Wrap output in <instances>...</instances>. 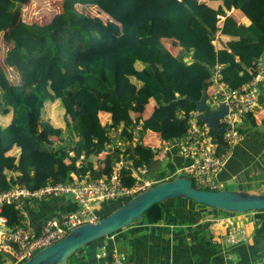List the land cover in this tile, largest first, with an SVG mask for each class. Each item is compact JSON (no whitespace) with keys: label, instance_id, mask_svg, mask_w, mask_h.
Returning a JSON list of instances; mask_svg holds the SVG:
<instances>
[{"label":"trees","instance_id":"trees-1","mask_svg":"<svg viewBox=\"0 0 264 264\" xmlns=\"http://www.w3.org/2000/svg\"><path fill=\"white\" fill-rule=\"evenodd\" d=\"M30 1L0 0V115L11 114L8 124H0V190L33 189L71 176L99 178L120 160L149 166L160 154L148 143L184 134L193 99L213 84L216 64L224 84L237 88L253 79L264 53V0H221L217 7L207 0H61V11L49 21L27 23L22 8ZM76 4L94 5L109 20L89 17ZM232 8L250 23L227 14ZM217 32L237 39L216 49ZM165 38L180 50L172 53ZM8 71L19 74V84L11 83ZM51 101L62 107L63 126L44 117ZM247 119L264 131V117ZM212 134L218 152H225L223 136ZM13 147L17 155L9 154ZM130 170H122L126 185L134 182ZM173 171L166 160L159 175L172 179ZM162 203L142 218L161 221ZM3 214L11 227L21 223L11 204Z\"/></svg>","mask_w":264,"mask_h":264},{"label":"built area","instance_id":"built-area-1","mask_svg":"<svg viewBox=\"0 0 264 264\" xmlns=\"http://www.w3.org/2000/svg\"><path fill=\"white\" fill-rule=\"evenodd\" d=\"M263 68L264 53L255 62L253 79L237 88H230L221 80L220 64L214 66V101L208 104L211 107L220 103L227 106L226 114L219 120V125L224 127L221 135L227 147L225 152H218L220 143L211 133V129L198 121L200 112L196 108L188 113L187 126L180 138L170 142L158 137L156 144L148 143L160 155L174 147L177 154L191 159L184 168L174 170V174L189 178L196 188L224 189L225 183L216 176L225 165L232 148L242 139L241 128L246 119L258 111ZM126 168L131 169L130 177L134 178L130 185L123 181L122 170ZM146 173L147 165L135 168L131 167V161L120 160L109 175L99 178L71 176L66 182H49L33 189L14 185L0 190V257L7 254L12 258L13 264H20L40 249L63 238L70 229L84 223H96L100 219L98 209L101 204L114 200L126 201L158 182L148 178ZM56 196H70L77 203L78 209L73 212H59L56 216L45 219L37 233L29 224V209L42 200ZM6 204L13 205L18 212L21 218L19 225L9 226L8 219L3 214ZM236 216V213H225L222 216L205 218L204 223L210 233L222 229L226 242L236 245L244 242L247 236L245 226L237 221ZM97 257H105V264H138L129 260L117 248L110 251L102 249Z\"/></svg>","mask_w":264,"mask_h":264},{"label":"crops","instance_id":"crops-1","mask_svg":"<svg viewBox=\"0 0 264 264\" xmlns=\"http://www.w3.org/2000/svg\"><path fill=\"white\" fill-rule=\"evenodd\" d=\"M207 3L212 7L222 5L221 0H207ZM75 7L78 10L80 8L77 4ZM92 7H94V5H92ZM60 11L61 8L59 7L57 13ZM226 12L227 14H231L238 23L245 26L250 23V20L240 9L232 8ZM23 16L24 14L22 12V17ZM26 22L31 23L32 21ZM235 39H237L236 36L217 32L213 44L216 49H226L228 43ZM163 40L170 42V47L164 45L172 53L175 54L180 50V46L171 44V39L165 38ZM6 49L7 48L4 46L2 55H5ZM141 66L140 63H137L138 68ZM8 78L11 83H20V76L16 72L8 71ZM225 86L227 85L225 84ZM207 91V93L212 94V96L211 100L206 99V102L212 101L211 103H213L214 85L212 84ZM263 103L262 96H259V104L262 105ZM152 107L153 102H150L146 106L143 115L148 116ZM261 112L262 110L260 113ZM260 113L252 115L256 118L257 122H260L262 119H258L257 117ZM10 118L11 114H6L4 116L0 115V124H8ZM198 121L205 124L200 120ZM243 129L242 139L232 148L225 165L218 171L216 176L218 180L225 184L230 178L236 177L238 172L247 165L251 158H258L261 156L264 150V131L252 129L249 126L248 119L245 121ZM12 150H16L18 153V149L13 147L9 154H13ZM17 153L14 155H17ZM166 160H170L174 163V170L176 171L184 168L191 162V159L188 157L177 154V149L173 147L168 149L164 154L154 158L149 166L147 165L146 176L158 182L167 180L168 176L162 179L159 175L160 168ZM95 165H97L96 162ZM197 204L199 203L186 198H173L163 201L162 206L165 209V214L161 221L158 223H150L147 219L141 218L140 221H135L129 226L109 235L108 241L98 245V248L101 246L110 247V250L117 248L119 251L123 252L129 260L136 261L138 264H241L245 261H249L251 256L256 253L264 251V210L237 214L236 219L240 224L245 226L247 236L246 240L241 244L236 246L230 245L234 250L229 251L224 247L225 245L229 246L226 242L224 231L221 229L210 233L204 224L205 218L222 216L225 213H218L215 216L211 214L208 215L207 213H212L214 211L209 207H204L202 204ZM77 209V203L70 196H56L42 200L34 208L29 209L28 221L32 228L38 233L46 218L54 217L59 212H73ZM99 211L100 207L98 213ZM258 227L259 230L257 229L258 231L256 230L251 237L249 235L251 228ZM251 239L254 241L251 242ZM102 249L101 247L96 250L94 257L87 251H83L84 255H72L68 264H100L99 260H103L102 264H105V257H97V254ZM8 259L13 263L9 255H2L0 257V264H9ZM242 260L243 262H241Z\"/></svg>","mask_w":264,"mask_h":264},{"label":"water","instance_id":"water-1","mask_svg":"<svg viewBox=\"0 0 264 264\" xmlns=\"http://www.w3.org/2000/svg\"><path fill=\"white\" fill-rule=\"evenodd\" d=\"M262 89L264 93V68ZM207 90L203 87L199 99H193L200 112L197 119L204 122L216 135H221L224 127L219 120L227 112V106L220 103L211 107L206 102ZM173 198L191 199L199 204L234 213L264 210V187L262 189H219L196 188L185 176L155 183L130 199L124 201L96 223L76 226L61 239L32 255L20 264H68V257L86 243L125 228L134 221H140L144 212L157 202Z\"/></svg>","mask_w":264,"mask_h":264},{"label":"rangeland","instance_id":"rangeland-1","mask_svg":"<svg viewBox=\"0 0 264 264\" xmlns=\"http://www.w3.org/2000/svg\"><path fill=\"white\" fill-rule=\"evenodd\" d=\"M79 8V12H82L86 14L89 17H95L99 18L103 21H108L109 17L103 13L101 10H99L96 6L92 7V5H83V4H77ZM61 8V0H32L27 5L25 4L22 8V12L24 14L23 19L26 21H32V22H38V23H46L55 13H57L58 8ZM31 22V23H32ZM29 23V22H27ZM163 43L170 47V42L163 40ZM2 47L4 48V45L2 44ZM3 51V50H2ZM261 96L264 101V93H261ZM262 112L260 113V111ZM257 114L260 113L258 119L264 117V103L261 105L259 104ZM44 117L48 118L54 125H64V113L62 110V107H60V103L57 101H51L49 103H45V109H44ZM252 133V131H251ZM149 136L152 135V133H148ZM57 141V140H55ZM13 154H16V150H12ZM264 186V150L261 153V156L258 158H251L247 165H245L244 168L238 172V175L236 177L230 178L228 181H226L224 189H238V188H245L242 190H246L248 188L252 189H260ZM167 201V200H166ZM123 200L118 201H110L103 203L100 206L99 215L100 217H104L107 214H109L114 208L119 206L121 203H123ZM200 205V204H197ZM204 207H209L212 209V213H207L208 215H216L218 213H227V211L220 210L217 208H213L207 205L202 204ZM208 208V209H209ZM262 211V210H257ZM51 218V217H49ZM48 219V218H46ZM241 221V220H240ZM259 230L258 228H251L249 235L252 237L254 232L256 230ZM257 230V231H258ZM108 235L97 238L95 240H92L79 249H77L72 255L73 256H79L84 255L83 251H87L91 256L94 257V254L96 250L99 248H103L104 250H110V247L101 246L98 248V245H101L104 242H107ZM254 241L251 239V242ZM229 245V244H228ZM227 250L232 251L234 248H232L230 245H225ZM71 255V256H72ZM103 260H99V263L102 264ZM243 262V260L241 261ZM9 264H13L8 259ZM241 264H264V251H260L259 253H256L255 255L251 256L249 261H245Z\"/></svg>","mask_w":264,"mask_h":264},{"label":"flooded vegetation","instance_id":"flooded-vegetation-1","mask_svg":"<svg viewBox=\"0 0 264 264\" xmlns=\"http://www.w3.org/2000/svg\"><path fill=\"white\" fill-rule=\"evenodd\" d=\"M263 92V89H262V86L260 87V89H259V94H260V96H261V93Z\"/></svg>","mask_w":264,"mask_h":264}]
</instances>
